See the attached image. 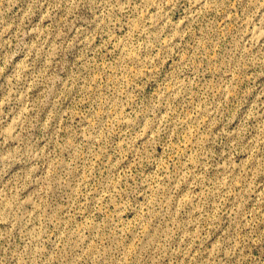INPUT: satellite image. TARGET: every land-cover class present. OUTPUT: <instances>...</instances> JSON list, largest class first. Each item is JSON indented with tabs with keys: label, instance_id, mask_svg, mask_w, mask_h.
<instances>
[{
	"label": "rangeland",
	"instance_id": "1",
	"mask_svg": "<svg viewBox=\"0 0 264 264\" xmlns=\"http://www.w3.org/2000/svg\"><path fill=\"white\" fill-rule=\"evenodd\" d=\"M0 264H264V0H0Z\"/></svg>",
	"mask_w": 264,
	"mask_h": 264
},
{
	"label": "bare ground",
	"instance_id": "2",
	"mask_svg": "<svg viewBox=\"0 0 264 264\" xmlns=\"http://www.w3.org/2000/svg\"><path fill=\"white\" fill-rule=\"evenodd\" d=\"M259 32V31H258ZM254 34V33H253ZM257 34V33H256ZM262 34V33H261ZM258 35H259V33H258ZM256 37V36H255ZM260 37V36H259ZM256 39V38H255Z\"/></svg>",
	"mask_w": 264,
	"mask_h": 264
}]
</instances>
